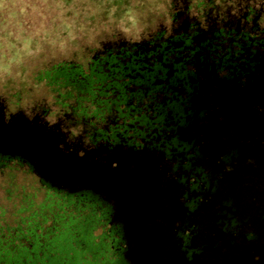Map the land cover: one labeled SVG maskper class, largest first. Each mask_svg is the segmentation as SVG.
Returning <instances> with one entry per match:
<instances>
[{
    "label": "flooded vegetation",
    "instance_id": "obj_1",
    "mask_svg": "<svg viewBox=\"0 0 264 264\" xmlns=\"http://www.w3.org/2000/svg\"><path fill=\"white\" fill-rule=\"evenodd\" d=\"M251 20V15L246 20H233L223 31L210 21V30L197 31L195 23L189 25L181 16L177 18L178 31L167 37L166 43L154 41L137 49L118 46L86 63L43 64L33 75L35 81L47 80L51 86L70 90L76 100L101 95L126 106L130 123L121 124L110 116L104 141L97 143L95 151H87L82 143L68 145L60 126L49 128L39 116L29 120L23 110L9 114L0 99V118L5 123L13 118L30 125L61 157L89 166L122 168L149 181L145 187L102 171L138 194L134 213L143 224L144 235L133 236L129 211L116 197L88 187L77 191L59 188L44 179L26 158L0 154L2 185L10 197H28L18 210L28 212V218L43 212L38 219L25 218L5 232L3 264H206L201 257L203 250L193 249L191 243L198 223L191 226L181 219L184 211L202 206L209 189L210 173L200 159L210 151L208 160L222 154L218 161L225 164L230 156L222 147L228 143L249 140L255 150L259 143L264 144V34H251L256 31L249 28ZM145 97L151 101L147 107L140 102ZM72 110L68 106L69 115ZM80 151L86 152L84 158ZM209 204L201 210L211 212ZM156 207L160 211L151 213ZM118 220L125 231L127 228L131 263L125 258L126 242ZM175 220L180 225L174 228ZM206 222L203 226L207 229ZM147 223L150 229L145 228ZM237 227L234 222L224 223L222 231L233 240L243 230L247 244L264 240L260 228ZM171 229L177 233L181 254ZM214 250L206 253L210 264H230L217 260L222 254ZM253 251L250 255L260 256ZM194 258L197 260L192 263ZM229 258H233L230 252ZM263 263L262 259L258 263L251 260V264Z\"/></svg>",
    "mask_w": 264,
    "mask_h": 264
},
{
    "label": "clouds",
    "instance_id": "obj_2",
    "mask_svg": "<svg viewBox=\"0 0 264 264\" xmlns=\"http://www.w3.org/2000/svg\"><path fill=\"white\" fill-rule=\"evenodd\" d=\"M249 15V28L256 30L251 34H264V0H128L122 7L111 0H0V99L9 114L23 110L29 120L39 116L49 128L59 125L68 145L82 143L95 151L110 116L130 123L126 106L101 95L73 99L70 90L35 81L34 66L86 63L114 47L166 43L178 31L181 16L189 25L195 23L197 31L210 30V21L223 31ZM140 102L145 107L151 103L147 97ZM78 154L84 158L86 152Z\"/></svg>",
    "mask_w": 264,
    "mask_h": 264
},
{
    "label": "water",
    "instance_id": "obj_3",
    "mask_svg": "<svg viewBox=\"0 0 264 264\" xmlns=\"http://www.w3.org/2000/svg\"><path fill=\"white\" fill-rule=\"evenodd\" d=\"M223 139L225 141V137H223ZM259 144L260 145L255 150L249 143V140L240 141V144L238 145H230V143H228L226 147H222L225 148L226 153H229L228 155L230 156L228 162H224L225 164H223L222 161H218L219 158L223 157L222 154H219V158L217 159L212 157L214 158V161H211L210 159L208 160L210 151L205 154L206 156L203 160L199 158L201 164L206 167L208 169V173H210V176H208L209 189L208 191L206 190V198H204L200 204L202 206L193 212L184 211V214L181 213L183 216L181 219L184 224L191 226L196 225L195 223H198V225L195 227V235L191 243H193V249L197 251H201V249L203 250V253L201 251L203 255L201 257L202 261L206 264L211 263L210 259L207 260L206 253H208L209 250L214 249L215 250L213 252L218 251L220 254H222L217 258V260L220 262L229 261L231 264V262L235 261V264H237V262L241 264H251V260L253 263H258L260 259L264 261V240L261 243L259 240L254 241L253 244H247V241H243L245 239L243 230H241L233 238V240L227 235V233H223L222 231L224 223L230 224L231 222H234L241 229L254 226L260 228L264 233V144ZM217 148H220L219 145ZM0 154L4 153L0 152ZM12 155L18 154L14 153ZM227 167H230L231 170L226 171ZM44 179L59 188L67 190L77 191L86 189V187H76L74 189H70L64 185H57L50 179ZM209 193H211V195ZM177 202L178 205L181 203L179 198H177ZM207 204L212 207V209L209 207V209L212 210L211 212L209 210H201L202 207H206ZM222 206L224 208H222ZM116 215L117 211L115 210L114 218ZM204 220L207 221L205 223L207 225V229L203 226ZM118 222L122 224L124 239L126 242L127 250L125 258L130 262L128 258L130 250L128 240L126 238L125 227L122 220H118ZM176 224L180 225V221L175 220L172 226L175 228ZM145 228L150 229L151 225L147 223L145 224ZM170 231L173 241L176 245V250L178 254H181L180 252L182 250L179 244L180 242L176 237L177 233L176 231H172V229ZM198 235L200 236L199 239H197ZM259 237L260 235L258 238ZM253 249L257 250L260 256L250 255L251 252L254 253ZM229 252L232 254V260L229 258ZM245 254H247V256ZM179 257H181L183 262H187L184 257ZM238 258L239 260L236 262V259ZM196 260L197 259L194 258L192 263H195ZM242 261H244V263H242Z\"/></svg>",
    "mask_w": 264,
    "mask_h": 264
},
{
    "label": "bare ground",
    "instance_id": "obj_4",
    "mask_svg": "<svg viewBox=\"0 0 264 264\" xmlns=\"http://www.w3.org/2000/svg\"><path fill=\"white\" fill-rule=\"evenodd\" d=\"M10 123L6 124L3 122V119L0 118L1 153L10 155L15 153L21 155L36 167L42 177L50 179L57 185H64L70 189L76 187H88L100 193H109L116 197L120 203L123 204L124 208L131 212L130 215L128 212V219L132 221H130L129 226L132 235H144L142 228L143 224L141 221H137L134 213L138 206V194L133 187L128 186L99 170H69L63 168L52 157L39 134L21 130L8 131V127L13 124H17L21 129H24V127L27 126L20 121H12ZM52 148L54 149L53 146ZM54 153H56L55 149ZM127 237L129 238L128 232Z\"/></svg>",
    "mask_w": 264,
    "mask_h": 264
},
{
    "label": "rangeland",
    "instance_id": "obj_5",
    "mask_svg": "<svg viewBox=\"0 0 264 264\" xmlns=\"http://www.w3.org/2000/svg\"><path fill=\"white\" fill-rule=\"evenodd\" d=\"M127 2H128V0H111V3L115 4L118 7H122ZM117 16H119V12H117ZM41 66L42 65L34 66L30 70L32 72V75H34L35 72ZM17 118H19V117H17ZM17 118H15V119H17ZM11 120L14 121V119L11 118L6 124H9ZM16 130L31 131V132H35V133L40 135V133L38 131H36L33 127H31L29 125L25 126L24 129H21L17 124L16 125L13 124V125H10L8 127V131H16ZM41 138L43 139V142L45 143V145L48 148L52 157L63 168H66L69 170H76V169L81 170V169H91V168L99 169V170L104 171L105 173L111 175L112 177H114L116 179L141 184L145 187L148 186L149 181L146 180L144 177H139V176L137 177L136 176L137 177L136 178L135 176H132V174H129V172L125 171L122 168L106 169L107 167L103 168L101 166H95V165L89 166L84 161L83 162L82 161L77 162V161L65 159V158L61 157L60 155L54 153V149L52 148V144L50 142H49L50 143L49 144V143H47L48 142L47 140H45L43 137H41ZM2 181L3 180L0 176V193L3 194V195H0V227L4 232H8L7 231L8 229H12V228L16 227V225H18L19 222H21V220H25V218L28 219V216H29L28 212L18 213V209H19L18 207H19L20 202L23 200V198L27 199L28 197H24L23 195L22 196H16V197H10V192L6 190L7 187L5 189V187L2 185ZM26 196H29V195H26ZM36 202H38V201L36 200ZM145 206L147 208V205H145ZM31 207H34L33 204H31ZM154 211H152L151 213H156L160 210L158 209V207H156V209ZM148 214H149V212H148ZM5 234L3 233V237L7 238V236ZM7 253H8V251H7ZM3 263H4V258L0 256V264H3Z\"/></svg>",
    "mask_w": 264,
    "mask_h": 264
},
{
    "label": "trees",
    "instance_id": "obj_6",
    "mask_svg": "<svg viewBox=\"0 0 264 264\" xmlns=\"http://www.w3.org/2000/svg\"><path fill=\"white\" fill-rule=\"evenodd\" d=\"M22 211L23 210H20V211L18 210L19 213H21ZM42 213L43 212L35 213L32 217H29L27 220H32L33 218L38 219V217L42 216ZM8 230H10V229H8ZM1 231L5 234V232L0 227V242L2 243V244L0 243V256L3 257V252L5 253L4 243L7 241V239L3 237V233ZM5 235L7 236V234H5Z\"/></svg>",
    "mask_w": 264,
    "mask_h": 264
}]
</instances>
